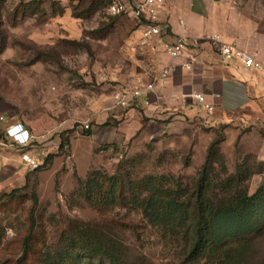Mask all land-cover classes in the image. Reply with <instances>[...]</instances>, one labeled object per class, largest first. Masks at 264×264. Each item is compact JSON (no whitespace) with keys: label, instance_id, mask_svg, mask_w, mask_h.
I'll use <instances>...</instances> for the list:
<instances>
[{"label":"rangeland","instance_id":"374dc122","mask_svg":"<svg viewBox=\"0 0 264 264\" xmlns=\"http://www.w3.org/2000/svg\"><path fill=\"white\" fill-rule=\"evenodd\" d=\"M20 3L0 0L4 16L0 35L4 32L6 37V48L0 53V148L9 145L7 128L22 122L46 128L47 137L36 146L45 145L55 156L41 170H31L16 192L13 188L0 191V264H48L49 256L51 263H61L68 238L81 223L101 228L118 242L127 264H180L181 246L131 209L130 191L115 208L96 211L78 194L77 177L93 169L113 174L125 166L132 180L168 175L189 184L214 142L219 144L229 175L243 163L264 164V105L224 122L203 116L173 121L163 131L132 141L123 149L122 158L100 153L98 144L84 132L83 122L77 130L71 129L78 122L76 112L87 110L92 93L87 78L89 61L103 48L94 46L85 33L75 38L67 31L58 34L55 28L42 25L47 5L39 16L14 21L12 14ZM225 3L264 35V0ZM99 8L101 17L104 10ZM79 99L81 104L76 103ZM58 131H65L62 140L69 143L63 150L59 149ZM260 169L264 171V165ZM263 183L264 172H257L249 182L250 192Z\"/></svg>","mask_w":264,"mask_h":264},{"label":"crops","instance_id":"0c3cea01","mask_svg":"<svg viewBox=\"0 0 264 264\" xmlns=\"http://www.w3.org/2000/svg\"><path fill=\"white\" fill-rule=\"evenodd\" d=\"M54 1L65 10L51 17L46 25L58 34L63 30L82 38L85 31L99 29L95 20L85 24L72 16L71 0ZM122 2L134 4L135 0ZM160 21L168 42L179 37L189 42L182 56L171 58L155 42L142 46L143 28L130 14L118 16L105 37L89 38L103 51L89 61L87 78L93 89L87 110L76 112V121L90 125L89 136L101 148L100 153L124 149L137 138L163 131L173 121L203 116L209 121L224 122L248 108L264 105V77L224 61L208 41L209 36L220 35L264 63V35L258 34L225 0H166ZM165 69L170 70L166 77ZM139 79L153 84V89L127 108H120L114 98L115 88H129ZM193 93L203 94L215 106L214 113L201 111L190 98L183 100ZM76 103L81 104V99ZM26 128L40 141L47 137L45 127L31 124ZM23 153L9 145L0 148V191L26 183L31 169L23 162Z\"/></svg>","mask_w":264,"mask_h":264},{"label":"trees","instance_id":"16d2710c","mask_svg":"<svg viewBox=\"0 0 264 264\" xmlns=\"http://www.w3.org/2000/svg\"><path fill=\"white\" fill-rule=\"evenodd\" d=\"M71 2L74 18L86 23L94 17L89 23L95 20L100 26L98 30L84 32L88 38L105 37L118 16H123L109 12V0ZM46 5L47 17L42 25L51 17L64 13L65 8L54 0H21L12 14L13 20L39 16ZM100 6L104 10L101 17ZM3 26L4 16L0 11V27ZM5 38L3 32L0 53L6 48ZM79 124L76 122L71 130H77ZM83 130L86 135L90 134V129L83 126ZM64 133L58 131L56 134L62 140ZM5 134L7 136V132ZM66 134L68 136L69 131ZM6 139L10 144L8 136ZM68 144L67 140H62L59 149L63 150ZM218 147V142L210 145L204 165L189 184L168 175L132 180L126 167L120 166L113 174L93 169L77 177V191L96 211L115 208L125 192L130 191L131 209L139 211L149 225L181 246L180 264H264V183L253 193L249 189L251 178L257 172H264L260 169L264 164L256 162L249 166L243 163L229 175ZM21 150L27 152V149ZM111 154H123V149L115 148ZM54 156L48 153L37 170L47 166ZM75 230V235L68 238L64 260L59 264H127L121 245L101 228L81 223L76 224ZM51 259L53 261L51 256L47 258L48 264H54Z\"/></svg>","mask_w":264,"mask_h":264},{"label":"built area","instance_id":"2783aa9c","mask_svg":"<svg viewBox=\"0 0 264 264\" xmlns=\"http://www.w3.org/2000/svg\"><path fill=\"white\" fill-rule=\"evenodd\" d=\"M165 8L166 0H135L134 4L123 3L122 0H109V12L111 14H130L137 24L143 28L140 39L142 46L155 42L171 58H176L184 54L189 47V42L184 37H179L173 43L166 40L167 32L162 29L160 21ZM208 41L224 61L242 65L248 72L260 74L264 77V63L256 60L247 51L240 49L235 43L226 42L220 35L209 36ZM169 72V69H165L163 76L166 77ZM152 89L153 84H145L139 79L129 88L116 87L114 98L117 105L125 109L130 103L135 102L144 93H148ZM189 98L201 111L208 115L214 113L215 106L209 103L203 94L193 93L188 97H184L183 100L187 102ZM84 129H90V125L85 123ZM7 136L11 140L9 146L27 149V152L22 154V160L31 170L37 169L42 164L43 157L48 155L45 147L39 148L36 146L39 138L32 135L22 123L10 125L7 128ZM118 158H122V154H118Z\"/></svg>","mask_w":264,"mask_h":264}]
</instances>
